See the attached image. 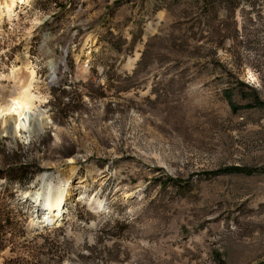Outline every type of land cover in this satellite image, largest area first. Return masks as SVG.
<instances>
[{
  "label": "rangeland",
  "instance_id": "1",
  "mask_svg": "<svg viewBox=\"0 0 264 264\" xmlns=\"http://www.w3.org/2000/svg\"><path fill=\"white\" fill-rule=\"evenodd\" d=\"M25 65L43 126L0 134V264H264V0H17L0 102Z\"/></svg>",
  "mask_w": 264,
  "mask_h": 264
},
{
  "label": "bare ground",
  "instance_id": "2",
  "mask_svg": "<svg viewBox=\"0 0 264 264\" xmlns=\"http://www.w3.org/2000/svg\"><path fill=\"white\" fill-rule=\"evenodd\" d=\"M26 3L28 0H19ZM17 4V0H1L0 1V24L3 17L6 16L10 20L13 16L14 8ZM26 74L23 77L16 70H12L11 75L14 78V88L10 92L9 99L7 101L0 102V134L17 136L29 133L40 134L42 132V126L39 128V119L42 115L37 112L38 106L42 103L38 96L33 92V84L36 80L35 71L28 66H24ZM4 96V95H3ZM5 99V98H3ZM38 105H37V104ZM41 115V116H40ZM43 121V120H41ZM43 192H38L35 195L26 194L24 200H29L32 203H40L43 200L42 216H46L42 219L41 224H58L63 219V211L65 205V199L67 192L61 188H52L46 184L48 177L45 175L41 178ZM95 209L101 208L99 202H93L91 204ZM47 209V212H46ZM33 221V220H32ZM46 227V226H45Z\"/></svg>",
  "mask_w": 264,
  "mask_h": 264
},
{
  "label": "trees",
  "instance_id": "3",
  "mask_svg": "<svg viewBox=\"0 0 264 264\" xmlns=\"http://www.w3.org/2000/svg\"><path fill=\"white\" fill-rule=\"evenodd\" d=\"M206 1H208V0H206ZM0 228H1V226H0Z\"/></svg>",
  "mask_w": 264,
  "mask_h": 264
}]
</instances>
